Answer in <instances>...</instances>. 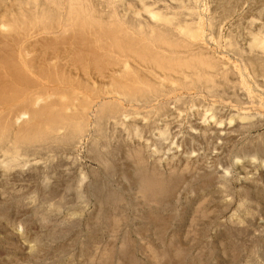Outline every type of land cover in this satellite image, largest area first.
Masks as SVG:
<instances>
[{
  "label": "rangeland",
  "instance_id": "obj_1",
  "mask_svg": "<svg viewBox=\"0 0 264 264\" xmlns=\"http://www.w3.org/2000/svg\"><path fill=\"white\" fill-rule=\"evenodd\" d=\"M93 1L138 31L148 8L171 16L169 31L189 24L204 35L181 50L200 42L220 71L206 73L208 88L179 83L163 96L144 139L109 120L80 144L0 142V264H264V0ZM162 118L174 122L168 133Z\"/></svg>",
  "mask_w": 264,
  "mask_h": 264
},
{
  "label": "bare ground",
  "instance_id": "obj_2",
  "mask_svg": "<svg viewBox=\"0 0 264 264\" xmlns=\"http://www.w3.org/2000/svg\"><path fill=\"white\" fill-rule=\"evenodd\" d=\"M107 1L109 2V0ZM117 1L116 3H118ZM25 3H27L26 6H24ZM61 4V0H0V142L3 141L6 144H2L3 146L14 144L12 146L14 147L15 143L20 145L23 143L26 145L27 143L31 146L36 145L39 149L38 144L41 146V143L46 142L45 145L48 146L49 141H58V143L60 142L59 145H62V142L79 141L84 135H91L93 128L96 131L104 127V122L108 124L109 120L110 122L112 120L113 124L119 123L117 125L125 128V130L127 128L137 130L134 133L140 134L139 139H141L144 130H146V123L150 119L148 116L152 115L151 111L160 113L161 109H164L163 105L168 103L166 100L165 103L160 101L163 96L174 93L173 91L177 87H181L179 86L181 83L191 87L195 85V82H199L202 86L199 88H208L205 87L209 82L206 73L214 68L219 70L221 66V61L219 60L216 64L215 55L206 50L200 42L196 43L199 47L197 51L181 50L183 42L188 47H191V45L193 47L194 45L190 43L191 40L201 41L199 38L204 33L199 35L193 27H187L190 26L189 24L185 27V23L184 25L177 23V20L175 21L176 24L173 23L176 33L172 30L169 31L168 28L171 25L168 28L163 25H168V21L165 20L171 16L167 17L165 14L167 12H163L159 8H148L146 6L148 8L147 19H143L144 22L142 23L144 25H140V31H138L134 29L135 27L127 26V20L117 17L118 14L116 15L114 11L111 15L108 14L109 16L102 15V10L98 8L93 0L71 1L68 7H65V10ZM147 11L144 10L143 12ZM213 14L211 15L213 16ZM211 15L210 19H212ZM187 36L192 39H187ZM197 75L198 78H196ZM188 77L195 79L191 81ZM243 80L245 83V79ZM203 82L207 84L204 86L202 85ZM165 83L170 85L163 87L162 84L165 85ZM191 83L193 85H190ZM183 104L186 103L183 102ZM148 105H151L149 106L150 110H144V107L142 110V106L147 108ZM183 106L182 108H184ZM177 108L174 107L178 110ZM170 109H168L169 113L172 111ZM180 110L178 111L180 112ZM142 112L141 120L140 114ZM172 112H175V110ZM216 112L218 111L216 110ZM203 114L205 115V113ZM221 114L223 115V113ZM176 115L180 116V114ZM218 117L221 118V116ZM204 118H207V116ZM165 120L161 128L162 132L168 133V127L171 123H169L170 120L168 122ZM206 120L208 121V119ZM223 120L219 119L221 123ZM198 121L200 124V120ZM227 123H230V121ZM218 124L220 123L218 122ZM209 125L210 122L207 129H209ZM218 126L215 125V128H218ZM227 126L230 125L227 124ZM147 129L151 130L150 128ZM228 129H225V131ZM202 130L204 131V129ZM176 131L178 132V129ZM192 131L196 132L193 129ZM215 131L217 132V129ZM175 132H171L169 135L175 134ZM130 134L128 135L130 136ZM159 135L161 134L159 133ZM156 137L158 139V136ZM89 138L91 137L89 136ZM163 138L165 137L163 136ZM163 138L160 140L164 141ZM169 138L171 139V136ZM147 140H144V142ZM11 142L12 144H10ZM175 142L173 143L175 144ZM50 143L52 145V142ZM76 143L78 144V142ZM55 144L53 143V145ZM45 145L42 148L46 149L47 146ZM1 148L3 147L0 146ZM18 148L16 147L17 150ZM67 149L71 148L67 147ZM41 150L43 151V149ZM11 154L13 153H9V155ZM24 154L26 153L24 152ZM28 157H30V154ZM8 158L12 157L8 156ZM32 171H35V169Z\"/></svg>",
  "mask_w": 264,
  "mask_h": 264
}]
</instances>
